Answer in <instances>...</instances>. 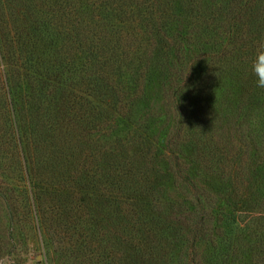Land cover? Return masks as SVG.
Listing matches in <instances>:
<instances>
[{
  "label": "trees",
  "instance_id": "1",
  "mask_svg": "<svg viewBox=\"0 0 264 264\" xmlns=\"http://www.w3.org/2000/svg\"><path fill=\"white\" fill-rule=\"evenodd\" d=\"M4 1L0 204L11 225L28 203L75 264H264L251 176L264 142L245 128L262 108L252 64L264 0ZM153 78L174 124L164 141L151 134L158 110L138 109ZM228 81L239 95L218 104L213 89ZM117 117L133 127L126 139L114 137ZM210 179L227 187L221 202L207 200ZM253 198L263 205L250 223L242 203ZM83 212L90 220L73 218Z\"/></svg>",
  "mask_w": 264,
  "mask_h": 264
},
{
  "label": "rangeland",
  "instance_id": "2",
  "mask_svg": "<svg viewBox=\"0 0 264 264\" xmlns=\"http://www.w3.org/2000/svg\"><path fill=\"white\" fill-rule=\"evenodd\" d=\"M6 4L4 0H0V19L7 20L9 16V10H6L2 5ZM264 27L261 29L262 37L261 41L256 43V45H261V48L256 50V53H263L264 56ZM192 55H190L189 62L194 60V57L197 56L196 52H191ZM256 79V78H255ZM233 83H223L220 86H215L213 89V94L215 96V100L218 101V104L220 103V94L223 92H231V98L233 100L235 99L236 93L239 95V89L236 87V89L232 90ZM232 90V91H231ZM258 92V95L260 97V102H262V108L257 110L258 112L254 111L251 114V119H248L247 124L245 128L248 130V134L253 136V138L256 140L258 145L256 148L261 147L260 142H264V88H259L256 90ZM146 95H147V103L150 106H146L143 104V102L139 103V111L144 110H150L151 108H155L158 110L157 119L152 123L151 126V134L155 139H159L160 141H164L168 133L171 129L174 128V124L170 123L166 119V101H164L162 97V93L160 90L159 83L157 82V78H153L149 81L146 87ZM20 95L23 94V92L19 93ZM211 96V97H212ZM213 98V97H212ZM235 101V100H234ZM170 103V101H169ZM153 105V107H152ZM148 112V111H147ZM141 120H143L144 116L140 114ZM255 113H257L255 115ZM148 114V113H147ZM147 116V115H145ZM219 122V121H218ZM115 124L114 130V137L120 138V139H126L129 137V134L132 133L133 127L131 124H127L126 120L122 118H118ZM132 131V132H131ZM9 150V149H8ZM252 154L255 155V163L252 161V172L251 176L253 178L252 186L254 187L253 192L254 194L257 193V199L259 197L264 198V150L259 152L258 150L252 149ZM188 155L190 153H187ZM5 165L6 167L13 166V161L9 158L5 159ZM7 174L12 175V172L10 170L7 171ZM4 181V180H3ZM6 181V180H5ZM211 184L206 185L208 197L207 200L213 201V198L218 199V202L220 201V198L218 197V194H222L221 190L224 188H227L226 186H223L218 179H210ZM21 186V183H20ZM219 188H221L219 190ZM173 189H170L172 192ZM181 192L180 190H173V192ZM260 194V195H259ZM18 195V193H17ZM250 195V193H249ZM79 198L78 195H76V198L73 197V199H70V204H73L72 207H75L78 205L77 199ZM176 199L180 200L182 199L181 196L176 195ZM19 201H21V195L19 194ZM23 200V197H22ZM220 205V203H217ZM226 204V203H225ZM229 204H235L234 200H230ZM51 205L58 206L54 202H51ZM242 205H244V208L246 211H249L248 217L251 218L250 223L256 222V218H258L259 213L253 214V210H258L259 205H263L262 201L256 202V199L253 198L252 200H249V202L245 201ZM59 207V206H58ZM77 209V208H76ZM194 210L193 208H191ZM190 209V210H191ZM226 213H230L229 209H232V207H227ZM86 212V211H84ZM81 215L80 213H74L73 218L74 219H81V221L84 222V220H90V217L88 215ZM63 213V212H62ZM102 216H105V213H103ZM80 217V218H79ZM96 219V217H94ZM80 220H77V222ZM37 224L34 222L33 215L30 213V207L28 203H25L22 201L21 210H20V218L16 219L14 223L11 225V222L9 220V216L7 215L6 209L4 206L0 204V236L1 240L3 241V251L0 253V264H75L74 257L69 253H66V247L65 245L60 247L57 244V237H55L52 233H50L48 230L45 231V237H42L39 234V231L37 229ZM207 226H210V223L207 222ZM11 236L9 239L8 236ZM44 236V235H43ZM14 247V248H13ZM13 251V255H9L8 252ZM65 252V253H64ZM245 263L243 264H254L252 261H248L249 258L245 257ZM78 262V260H76Z\"/></svg>",
  "mask_w": 264,
  "mask_h": 264
},
{
  "label": "clouds",
  "instance_id": "3",
  "mask_svg": "<svg viewBox=\"0 0 264 264\" xmlns=\"http://www.w3.org/2000/svg\"><path fill=\"white\" fill-rule=\"evenodd\" d=\"M252 73L256 78V86L264 88V56H259L253 61Z\"/></svg>",
  "mask_w": 264,
  "mask_h": 264
}]
</instances>
